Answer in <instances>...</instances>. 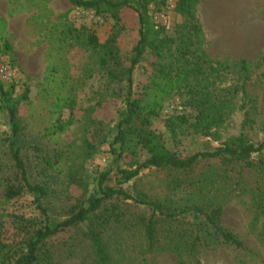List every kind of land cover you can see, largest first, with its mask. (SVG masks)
I'll use <instances>...</instances> for the list:
<instances>
[{
  "label": "rangeland",
  "instance_id": "374dc122",
  "mask_svg": "<svg viewBox=\"0 0 264 264\" xmlns=\"http://www.w3.org/2000/svg\"><path fill=\"white\" fill-rule=\"evenodd\" d=\"M69 3V0H0V65L4 66L0 81L18 99V119L28 138H37L43 148L57 155L52 171L56 177L55 196L38 201L25 192L7 199L5 180L15 179L16 171L9 148L12 130L0 101V223L10 240L19 238L16 218L34 219L37 226L61 221L74 199L100 194V180L105 176L102 187L122 188L134 196L146 193L173 209L220 207L223 225L245 243L244 248H235L214 242L199 222L201 218L189 212L176 217L171 221L173 224L155 217L158 237L149 247L142 226L131 220L132 228L110 245L108 264H264V152L253 154L249 158L253 165L243 169L218 163L206 166L191 184L174 191L166 189L162 173L147 169L119 185V172L134 170L148 156L144 149L131 156L118 155V147L113 144L129 85L127 80H112L108 71L125 78L122 73L130 65L140 38L137 16L127 9L121 14L123 29L118 37L117 60L108 59L104 66V47L91 46L88 35L96 34L104 44L113 33L112 20ZM196 14L203 32L191 60L206 52L220 73H212L205 66L197 75L188 71L163 77L158 72L159 62L151 49L146 48L131 74L132 98L159 103L150 127L180 157L196 151L212 152L240 136L263 142L264 0H199ZM156 20L166 25V34L173 37L181 18L164 9L157 13ZM5 40L12 45L8 53L4 51ZM239 58L257 62L244 91L241 87L236 89L241 86L242 77L231 67L225 68ZM160 63L169 69L168 60ZM208 91L214 102L228 99L222 122L208 134L196 133L189 126L175 140L171 138L166 120L183 114L193 122L195 103L201 93ZM64 120H71L72 124L63 132L45 135L46 128ZM29 156L34 157L33 152ZM114 204L126 212L128 219L136 214L151 215L148 206L131 200H115ZM197 235L204 242L191 249L188 244ZM68 236L69 233L60 234L64 239ZM87 250V246L76 249L73 258L61 264H93L87 262Z\"/></svg>",
  "mask_w": 264,
  "mask_h": 264
},
{
  "label": "trees",
  "instance_id": "16d2710c",
  "mask_svg": "<svg viewBox=\"0 0 264 264\" xmlns=\"http://www.w3.org/2000/svg\"><path fill=\"white\" fill-rule=\"evenodd\" d=\"M69 2L73 7L89 9L112 20L113 33L104 44L99 42L96 34L88 35V42L91 46L104 47L105 52L102 57L104 66L108 59L117 60L118 37L123 29L121 14L127 9L133 10L137 16L140 38L134 47L130 65L122 73L125 78H118L113 71H108L112 80H127L129 85L125 108L115 126L117 133L113 144L118 147V155L131 156L135 155L138 149H144L148 156L138 163L134 170L120 171L119 185L127 183L138 176L142 170L147 169L162 173L164 186L168 191H174L183 185L191 184L206 166L218 163L232 167L239 165L243 169V166L253 165L249 159L253 154L264 152V141L257 143L240 136L212 152L209 150L196 151L192 155L180 157L176 152L169 150L161 134L150 127L151 119L158 114L159 103H145L143 98H132L131 74L146 48L151 49L155 59L159 62L158 72L163 77L179 76L188 71L197 75L203 72L205 66L212 73H220V70L212 66L206 52L198 55L194 61L191 60L194 58V46L200 41L203 32L196 14V5L199 0H175L172 12L179 15L181 21L175 25V36L173 37L166 34V25L156 20L157 13L167 9L168 0H69ZM176 42V47L172 49ZM4 45L5 52L12 50V45L8 40H5ZM163 60H168V70L161 66L160 62ZM181 60L184 62H180ZM183 64H188L187 68ZM175 65L177 68L173 69ZM256 65L257 62L253 63L245 58H239L225 67H231L242 77L241 86H237V90L239 87L245 90ZM27 93L28 91L26 95ZM0 96L12 130L9 148L13 168L16 171L15 179L5 180L4 196L7 199H13L28 192L33 194L38 201L39 199H51L56 194L53 187L56 177L52 171L57 162V155H52L43 148L37 138H28L18 119V99L5 90L1 81ZM227 102L228 99L214 102L209 91L201 93L195 103L197 111L193 122L190 123L186 115H175L166 120L165 127L174 140L181 132L185 133L189 126H193L196 133L208 134L215 125L222 122V111ZM71 124V120L58 121L46 128L45 135L63 132ZM29 152H33L34 157L30 158ZM32 172L34 175L31 176ZM105 179L106 177L103 176L100 180L99 195L91 194L86 199H74L67 206L65 218L61 221L44 222L37 226L34 219L16 218L18 240H10L4 226L0 223V264H61L73 258L76 249L85 246L88 249L85 255L87 262L108 264L111 259L110 245L116 242L118 236L132 228L131 220L134 225L142 226L147 244L152 247L157 241L159 231L158 219L155 217L171 222L176 217L189 212L201 218L199 222H202L208 237L214 242L244 248V241L223 225L220 207L208 209V207L194 206L173 209L165 201L149 197L146 193L134 196L122 188L102 187ZM115 200H131L135 204L146 205L151 209V215L145 217L142 214H136L132 219H128L126 212L114 204ZM63 232L69 233L68 238L60 237ZM203 242V237L197 235L188 245L194 249Z\"/></svg>",
  "mask_w": 264,
  "mask_h": 264
},
{
  "label": "built area",
  "instance_id": "2783aa9c",
  "mask_svg": "<svg viewBox=\"0 0 264 264\" xmlns=\"http://www.w3.org/2000/svg\"><path fill=\"white\" fill-rule=\"evenodd\" d=\"M174 4H175V0H168L167 9H168V10H172ZM3 70H4V66H3V64H1V65H0V71H3Z\"/></svg>",
  "mask_w": 264,
  "mask_h": 264
}]
</instances>
